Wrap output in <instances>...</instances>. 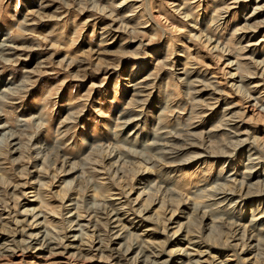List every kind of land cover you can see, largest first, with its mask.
<instances>
[{
  "label": "rangeland",
  "instance_id": "1",
  "mask_svg": "<svg viewBox=\"0 0 264 264\" xmlns=\"http://www.w3.org/2000/svg\"><path fill=\"white\" fill-rule=\"evenodd\" d=\"M0 264H264V0H0Z\"/></svg>",
  "mask_w": 264,
  "mask_h": 264
}]
</instances>
